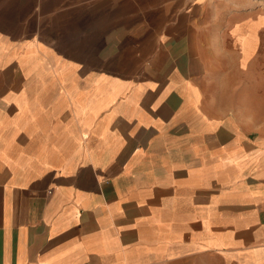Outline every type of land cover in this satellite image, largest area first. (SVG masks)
I'll return each mask as SVG.
<instances>
[{"label": "crops", "instance_id": "crops-1", "mask_svg": "<svg viewBox=\"0 0 264 264\" xmlns=\"http://www.w3.org/2000/svg\"><path fill=\"white\" fill-rule=\"evenodd\" d=\"M264 0H0V264H264Z\"/></svg>", "mask_w": 264, "mask_h": 264}, {"label": "rangeland", "instance_id": "rangeland-1", "mask_svg": "<svg viewBox=\"0 0 264 264\" xmlns=\"http://www.w3.org/2000/svg\"><path fill=\"white\" fill-rule=\"evenodd\" d=\"M263 2H264V1H263ZM260 6H261V7H264V4H261Z\"/></svg>", "mask_w": 264, "mask_h": 264}]
</instances>
